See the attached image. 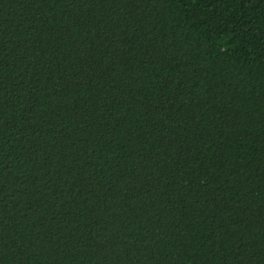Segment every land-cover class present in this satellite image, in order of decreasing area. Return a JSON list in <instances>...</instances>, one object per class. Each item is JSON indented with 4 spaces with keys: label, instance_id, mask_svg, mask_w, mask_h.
<instances>
[{
    "label": "trees",
    "instance_id": "obj_1",
    "mask_svg": "<svg viewBox=\"0 0 264 264\" xmlns=\"http://www.w3.org/2000/svg\"><path fill=\"white\" fill-rule=\"evenodd\" d=\"M0 264H264V0H0Z\"/></svg>",
    "mask_w": 264,
    "mask_h": 264
}]
</instances>
